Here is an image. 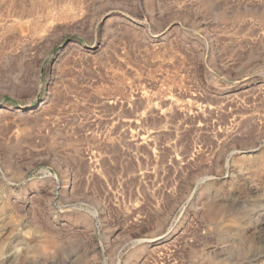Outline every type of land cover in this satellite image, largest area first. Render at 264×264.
<instances>
[{
	"label": "rangeland",
	"instance_id": "1",
	"mask_svg": "<svg viewBox=\"0 0 264 264\" xmlns=\"http://www.w3.org/2000/svg\"><path fill=\"white\" fill-rule=\"evenodd\" d=\"M0 264H264V0H0Z\"/></svg>",
	"mask_w": 264,
	"mask_h": 264
}]
</instances>
